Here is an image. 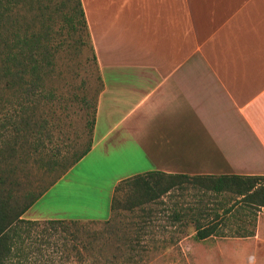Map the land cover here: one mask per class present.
Returning <instances> with one entry per match:
<instances>
[{
  "label": "crops",
  "instance_id": "obj_1",
  "mask_svg": "<svg viewBox=\"0 0 264 264\" xmlns=\"http://www.w3.org/2000/svg\"><path fill=\"white\" fill-rule=\"evenodd\" d=\"M80 1L101 89L76 165L116 177L84 215L22 217L105 221L116 185L152 171L264 176V0ZM215 238L264 264V209L251 236L198 241Z\"/></svg>",
  "mask_w": 264,
  "mask_h": 264
},
{
  "label": "rangeland",
  "instance_id": "obj_2",
  "mask_svg": "<svg viewBox=\"0 0 264 264\" xmlns=\"http://www.w3.org/2000/svg\"><path fill=\"white\" fill-rule=\"evenodd\" d=\"M8 3L2 0L4 6H10V14L20 16L14 26L37 29L41 26L40 11L45 9L52 17L56 44L60 45L56 52V76L50 80L62 99L56 102L52 139L43 149L29 150L18 169L21 193L37 195L47 188L26 215H84L108 192L116 176L101 171L96 156L98 168L89 160L74 164L54 181L58 172L44 166V161L53 158L54 149L57 157L60 153L69 154L90 139L87 120L92 116V102L101 82L89 38L84 27L72 29L67 18L75 0H29L15 6ZM84 94L90 102L88 105L81 101ZM118 184L113 194L117 206L111 210L109 220L82 222L78 237L81 242L71 241L70 236L61 239L56 233L37 235L41 238L37 240L36 233H32V239L22 244L19 255L8 264H230L231 259L235 263L236 255L231 257L229 252L243 246L240 239L198 241L190 215L183 212L176 215L177 210L208 203L213 193L204 194L196 186L185 183L183 188L176 187L149 203L130 207L126 203L130 186L126 181ZM74 243L79 251L71 249Z\"/></svg>",
  "mask_w": 264,
  "mask_h": 264
},
{
  "label": "trees",
  "instance_id": "obj_3",
  "mask_svg": "<svg viewBox=\"0 0 264 264\" xmlns=\"http://www.w3.org/2000/svg\"><path fill=\"white\" fill-rule=\"evenodd\" d=\"M5 1L15 6L29 0ZM6 4L4 6L0 0V264H8L18 256L22 244L32 239V233H36L34 237L37 240L41 239L37 235L56 233L61 239L67 240L70 236L71 241L79 243L80 225L84 222L74 219L41 221L22 217L47 189L37 195L27 191L21 193L23 187L18 169L29 150L43 149L46 142L52 139L56 102L62 99L50 80L56 76V52L60 45L56 44L52 17L45 9H41L39 14L41 26L33 29L31 26H14L20 16L10 14V6ZM67 18L72 29L84 27L86 30L96 62L80 0L71 4ZM100 89L92 102V116L87 120L89 141L69 154L59 152L58 157L54 149L51 151L53 158L44 161V166L58 172L54 181L89 152ZM81 101L87 105L90 103L85 94ZM122 181L130 186L126 201L130 207L149 203L171 193L176 187L183 188L185 183L196 186L204 194L213 193V199L206 204L201 200L203 205L176 211V215L182 212L190 215L197 240L212 236H251L255 231L258 211L264 209V176L260 175H187L152 171ZM118 187L119 184L114 191ZM116 206L113 196L111 210ZM73 248L75 251L80 249L76 243Z\"/></svg>",
  "mask_w": 264,
  "mask_h": 264
}]
</instances>
